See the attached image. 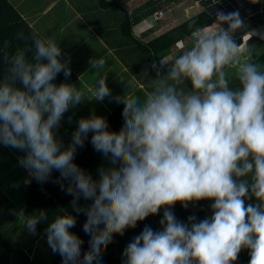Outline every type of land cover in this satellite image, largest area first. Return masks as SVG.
I'll return each mask as SVG.
<instances>
[{
    "label": "clouds",
    "instance_id": "1",
    "mask_svg": "<svg viewBox=\"0 0 264 264\" xmlns=\"http://www.w3.org/2000/svg\"><path fill=\"white\" fill-rule=\"evenodd\" d=\"M217 20L227 28L216 34L196 29L191 46L171 63L151 65L158 79L142 103L125 93L113 96L107 74L98 75L92 100L123 105L122 125L111 131L103 116L82 117L67 147L56 130L86 98L66 82L71 68L58 42L34 33L31 59L32 49L4 56L9 67L0 80V144L25 153L18 163L39 183L59 172L54 182L72 196L73 211L86 216L82 231L90 239L81 259L84 241L70 231L76 216L49 222L45 210L14 213L31 234L47 223L46 242L62 264H100L114 235L161 210L159 230L145 225L124 248L122 264H235L242 250H248V264H264V70L240 55L233 38L243 25L239 13H218ZM88 64L99 74L106 61L95 57ZM61 73L65 82L57 84ZM186 82L187 91L181 87ZM89 133L93 149L110 158L97 169L98 179L74 162ZM81 198L91 203L81 206ZM203 200L212 201L210 217L177 219V203L187 209Z\"/></svg>",
    "mask_w": 264,
    "mask_h": 264
},
{
    "label": "trees",
    "instance_id": "2",
    "mask_svg": "<svg viewBox=\"0 0 264 264\" xmlns=\"http://www.w3.org/2000/svg\"><path fill=\"white\" fill-rule=\"evenodd\" d=\"M229 1L231 0H223V3L227 4ZM100 6L103 9L109 6L117 8L118 4L113 0H101ZM119 7L121 6L119 5ZM249 9H251L249 13L257 11V9L251 6H249ZM122 11L125 13L124 9H122ZM258 21L264 23V12L263 16L261 15ZM131 22L127 16L126 19L123 20L120 27L121 29L119 30L120 48H115V52L121 63L127 66L136 79L150 91L152 89V80L158 78L155 76L156 73L151 65L157 63L159 59L167 57L178 43L192 39V32L196 29H201L205 33L212 34L211 29L216 24V20L212 14L203 11L170 32L145 44L139 42V39L133 35V25ZM20 33L23 34L24 38L18 39V34ZM34 33L43 38L37 31H34L29 26L9 0H0V80L3 79L9 67L4 60L6 54L10 57L18 50L32 49V51L27 52L28 58H32L34 47L31 37ZM257 43L261 45L259 53L249 52V55L252 58L251 61L261 65V70H264V42L257 40ZM129 44H131V49L126 50L124 46ZM248 48L249 45H247V49ZM247 53L245 55H247ZM76 80L77 75L71 70V76L66 82L73 84ZM61 82H65L63 73L59 74L55 80L57 84ZM232 83L234 86L236 81L233 80ZM187 87H191L188 82ZM122 108L123 105L118 106L107 118L109 130L119 131L123 122L121 115ZM91 135L92 134L89 133L88 138L85 140L84 147L77 149L74 162L86 172L90 173L94 179H98L97 169L101 166L107 167L110 163V158L103 157L101 153L93 149L90 143ZM1 148H3L2 144H0V149ZM57 177H59V172L53 171L48 182L39 183L34 180L29 183L22 192V198L18 200L20 210L23 209L25 215H37L40 210H45L47 211L49 222L57 215L68 213L76 216V225L74 228L70 229V231L77 234L84 241L81 249L82 259L83 253L88 250V241L90 239V237L82 231L86 216L82 213L77 215V213L73 211L71 207L72 196L67 195L65 191L61 190L60 185L54 182ZM63 183L67 185V181H63ZM8 195L9 192H0V264H62L61 256L58 253L52 254L46 247L47 242L44 230L47 227V223L38 224L36 233L31 234L27 231L25 226L19 224L20 219L16 221L5 219L6 217H14L11 213L1 211L2 203ZM248 202L254 203L255 201ZM78 203L81 206H86L90 204L91 201H86L81 198ZM211 203L212 201L203 200L195 204H190L187 209L182 208L181 205L177 203L173 211L177 219L181 221H186L187 217L190 215H195L197 219H204L205 217L211 216ZM162 214L163 210H161L159 215L149 216L145 221L138 222L136 228L127 229L123 236L114 235L113 242L110 243L102 253L100 264H122V253L127 244L143 230L145 225L151 226L154 230H159V221L162 218ZM8 221H11L13 224L8 225L5 229L6 225L9 223ZM23 225H25V223ZM42 243L45 245L41 246ZM248 261V250H242L235 264H248Z\"/></svg>",
    "mask_w": 264,
    "mask_h": 264
},
{
    "label": "crops",
    "instance_id": "3",
    "mask_svg": "<svg viewBox=\"0 0 264 264\" xmlns=\"http://www.w3.org/2000/svg\"><path fill=\"white\" fill-rule=\"evenodd\" d=\"M9 1L34 31H37L45 40L51 39L58 42L63 52L62 59L69 61V67L77 75V80L73 84L81 85V90L85 94L86 100L76 107L70 108L65 113L59 129L56 130V137L62 141L64 147L70 144L72 133L77 128V121L82 117L87 118L88 114L92 115L94 113L90 109L93 103H95V107L93 108L92 105V108L95 110L96 115L103 116L106 113L104 111H108V108H102V106H105L102 102L92 100L94 99L92 89L98 75L107 74V84L111 90L112 88L114 89V96L118 95V93H125L131 98L138 99L141 103L144 99L142 97H136V91L141 89L150 93L154 88L155 81L158 78L152 80L153 88L150 91L136 79L130 69L123 65L116 55L115 48L117 47L114 46V43H119V30L126 16L130 22L132 21L133 35L139 39H137L139 42L147 44L201 12H208L206 6L199 5L196 0H113L118 4L117 8L109 6L106 9L100 6L101 0H95L94 5L87 3L85 0H82V3H78V0H48V4L42 11H40L41 8L35 10L25 6L23 0ZM260 6L264 7V0L261 1ZM122 9H124L125 13H123ZM66 11H70L72 16L67 15L65 17V23L79 30L77 33H73V37L76 38L74 44L71 43L70 38L65 39L59 30L60 24L62 25L61 19ZM160 12H164L166 17L157 20L155 15ZM53 14L57 16V35L53 31L50 33L47 32V24L54 23L53 20L48 19L49 16V18H52L51 15ZM259 18L261 16L254 17L243 25L244 33L250 36L247 44L244 43L245 48L242 50L243 54L247 50V45L250 47L257 40L264 42V23L259 22ZM112 21L115 22L113 27H111ZM61 31L64 33L65 29ZM191 44L192 39L178 43L167 57L159 60L166 59L171 63L185 47H190ZM130 45L124 46V48L130 50ZM243 54L241 56L250 60L252 59L249 52L247 55ZM95 57L104 58L106 61L104 69L99 74L89 69L88 61L90 58ZM72 62L79 68V72L72 67ZM181 87L185 91L191 88L187 87V82ZM87 99L92 100V103L89 104V100ZM98 103L102 104V106L98 107ZM97 110L100 112H97ZM69 117L72 118L71 122H69ZM24 154L10 147L3 146L0 149V192H9L8 197L2 203L1 211L14 215V217H6L5 219H12L14 221L20 219L23 224L25 223V218H15L16 215L14 213L20 211L18 200L22 198V192L28 185L24 183L25 180L30 179L31 182L35 180L31 179L28 172L18 163V159ZM9 175H14V186L12 183L6 184L10 181ZM24 175L25 177L22 179ZM8 222L5 229L8 225L13 224L11 221Z\"/></svg>",
    "mask_w": 264,
    "mask_h": 264
},
{
    "label": "rangeland",
    "instance_id": "4",
    "mask_svg": "<svg viewBox=\"0 0 264 264\" xmlns=\"http://www.w3.org/2000/svg\"><path fill=\"white\" fill-rule=\"evenodd\" d=\"M85 1H87V3H91L92 5H94V3H95V0H91V1H89V0H85ZM23 3L25 4V6H27V7H31V8H33V9H35V10H38V9H40L41 8V10L40 11H42L43 9H44V7L48 4V0H23ZM78 3H82V0H78ZM67 15H70V16H72L71 15V13H70V11H66L65 12V14L63 15V17H62V19H61V23H62V25L60 24V28H59V30H60V34H63L64 36L63 37H65V39H67V38H70V40H71V43L72 44H74L75 43V37H73V33L74 32H78L79 30H78V28H76V27H74V26H71V25H67L66 23H65V17L67 16ZM50 17V16H49ZM48 17V19H50V20H53L54 21V23H50V24H47V26H48V30H47V32H51V31H53V33L55 34V35H57V26H58V22H57V20H56V15L55 14H53V15H51V17L52 18H49ZM49 20V21H50ZM115 25V22L114 21H112V23H111V27H113ZM62 29H65V32L63 33L61 30ZM243 34H244V31H243ZM241 36H243L244 38H243V40H239V38H237L238 36L236 35L235 36V34H233V38L234 39H238L239 41L238 42H236L238 45H239V52H240V55H241V53L243 52L242 50L245 48V44L243 43V42H245L246 41V35H241ZM55 38H57L56 36H55ZM72 44H70V45H72ZM114 46L115 47H117V48H120L119 47V43H114ZM88 47H90V45H88ZM126 47V46H125ZM260 47H261V45H259V43H257V42H254V43H252L251 44V46L246 50V52L244 53V55L247 53V51L248 52H255V53H259V51H260ZM119 50V49H118ZM84 63V62H83ZM71 65H72V67H74V69H76V71H78L79 72V68L72 62L71 63ZM80 90L82 89L81 88V85H76ZM151 87L153 88V85H151ZM150 87V88H151ZM112 93H113V96H114V93H115V91H114V89L112 88ZM149 94V92H146V91H144V90H141V89H139V90H137L136 91V97H142L143 99H145L146 97H147V95ZM118 95H123L122 93H118ZM92 103V100H90L89 99V104H91ZM102 103L105 105V106H102V104H99L98 103V107L99 106H102V108H108V111H104V112H106V113H104L103 114V116L106 118L107 116H110V114H111V112H113L114 111V109H116L119 105H117L114 101L113 102H110V100L108 99V98H105L103 101H102ZM93 105V108L95 107V103H93L92 104ZM92 105L90 106V109H91V112L92 111H94V113H95V110H93V108H92ZM98 107H96V108H98ZM97 112H100L99 110H97ZM100 114V113H99ZM90 115L88 114L87 115V117H89ZM69 145V144H68ZM26 175V174H25ZM25 175L24 176H22V179L25 177ZM13 176L14 175H9V180L10 181H8L6 184H9V183H12V185L14 186L15 184L13 183ZM15 218H19V217H17V216H15ZM19 224L20 225H22V226H25V225H23V223H22V221H20L19 222ZM33 238V237H32ZM32 238H29V239H32ZM42 242V241H41ZM44 246L45 244L44 243H42L41 244V246ZM46 247L50 250V252L53 254V252L51 251V249L49 248V246H47V244H46Z\"/></svg>",
    "mask_w": 264,
    "mask_h": 264
},
{
    "label": "built area",
    "instance_id": "5",
    "mask_svg": "<svg viewBox=\"0 0 264 264\" xmlns=\"http://www.w3.org/2000/svg\"><path fill=\"white\" fill-rule=\"evenodd\" d=\"M199 5H204L208 10L212 12V16L216 20V24L214 27L211 29L212 34H216L217 32L223 30L224 28H227V22L226 21H221L217 20V14L218 13H223L225 15L238 12L241 20L244 23L248 22L251 20L253 17L261 16L263 15L264 12V7L260 6L261 5V0H231L229 3L224 4L223 0H196ZM249 6H251L254 9H257V11L253 13H249L251 9H249ZM257 7V8H255ZM209 12V13H211ZM157 20L164 19L166 17V14L164 12L157 13L155 15ZM243 25L241 27H238L233 30V33L235 36L237 35L239 40H243V36L246 33L243 34ZM238 39H235L236 42L239 41ZM244 43V42H243Z\"/></svg>",
    "mask_w": 264,
    "mask_h": 264
},
{
    "label": "water",
    "instance_id": "6",
    "mask_svg": "<svg viewBox=\"0 0 264 264\" xmlns=\"http://www.w3.org/2000/svg\"><path fill=\"white\" fill-rule=\"evenodd\" d=\"M262 1V0H261ZM208 12H211L210 10H208ZM211 14H212V12H211Z\"/></svg>",
    "mask_w": 264,
    "mask_h": 264
}]
</instances>
